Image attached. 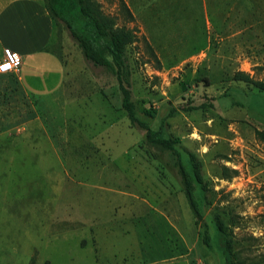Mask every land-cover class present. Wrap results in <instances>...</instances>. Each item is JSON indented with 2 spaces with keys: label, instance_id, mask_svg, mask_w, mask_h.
I'll return each mask as SVG.
<instances>
[{
  "label": "rangeland",
  "instance_id": "rangeland-1",
  "mask_svg": "<svg viewBox=\"0 0 264 264\" xmlns=\"http://www.w3.org/2000/svg\"><path fill=\"white\" fill-rule=\"evenodd\" d=\"M99 2L136 35L122 56L136 116L197 155L205 220L213 231L219 213L236 263L252 264L264 254V92L233 75L264 77V0ZM51 48L60 60L35 74L64 75L62 101L0 71V264H224L201 242L174 154L144 142L117 78L60 22Z\"/></svg>",
  "mask_w": 264,
  "mask_h": 264
},
{
  "label": "trees",
  "instance_id": "trees-1",
  "mask_svg": "<svg viewBox=\"0 0 264 264\" xmlns=\"http://www.w3.org/2000/svg\"><path fill=\"white\" fill-rule=\"evenodd\" d=\"M42 3L54 24L60 22L69 31L84 58L95 66L105 68L117 78L121 92V108L131 123L145 131L144 142L155 149L174 154L182 191L194 223L202 229L203 245L210 251L218 248L224 264H237L233 242L221 215H213V231L205 220L204 210L209 205L208 186L197 155L191 150L180 148L178 137L164 136L160 128L151 129L136 116V104L124 77L122 60L128 45L136 40L134 31L125 26H117L114 16L102 12L99 0H42ZM233 77L264 92V77L253 79L241 71L235 72ZM180 150L185 152V158ZM252 264H264V254Z\"/></svg>",
  "mask_w": 264,
  "mask_h": 264
},
{
  "label": "crops",
  "instance_id": "crops-1",
  "mask_svg": "<svg viewBox=\"0 0 264 264\" xmlns=\"http://www.w3.org/2000/svg\"><path fill=\"white\" fill-rule=\"evenodd\" d=\"M55 33L56 25L48 15L42 0H0V59L3 47H8L21 56L20 66L12 72H16L26 95H48L51 99L62 101L64 75L60 79L53 76L42 79L35 74L40 68H47L48 55L58 57L51 48ZM24 66L28 67L29 72H33L27 77V84L21 75ZM44 81L52 82L51 88L43 93L38 86Z\"/></svg>",
  "mask_w": 264,
  "mask_h": 264
},
{
  "label": "built area",
  "instance_id": "built-area-1",
  "mask_svg": "<svg viewBox=\"0 0 264 264\" xmlns=\"http://www.w3.org/2000/svg\"><path fill=\"white\" fill-rule=\"evenodd\" d=\"M21 56L8 47H3L0 59V71H15L21 64Z\"/></svg>",
  "mask_w": 264,
  "mask_h": 264
}]
</instances>
